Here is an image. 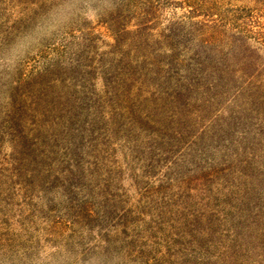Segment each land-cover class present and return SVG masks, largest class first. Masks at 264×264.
I'll list each match as a JSON object with an SVG mask.
<instances>
[{
  "label": "rangeland",
  "instance_id": "rangeland-1",
  "mask_svg": "<svg viewBox=\"0 0 264 264\" xmlns=\"http://www.w3.org/2000/svg\"><path fill=\"white\" fill-rule=\"evenodd\" d=\"M61 0H0V58ZM264 264V0H114L0 65V264Z\"/></svg>",
  "mask_w": 264,
  "mask_h": 264
},
{
  "label": "clouds",
  "instance_id": "clouds-1",
  "mask_svg": "<svg viewBox=\"0 0 264 264\" xmlns=\"http://www.w3.org/2000/svg\"><path fill=\"white\" fill-rule=\"evenodd\" d=\"M114 6V0H61L34 23L31 30L18 37L8 48L6 55L0 58V65L7 63L9 70L15 71L26 54L43 40L62 31L73 23L74 10L80 9L84 16L96 19L104 9ZM55 264H127L121 254H106L103 251L78 254L73 248L63 246L59 250ZM13 264H49L47 257L18 253Z\"/></svg>",
  "mask_w": 264,
  "mask_h": 264
}]
</instances>
